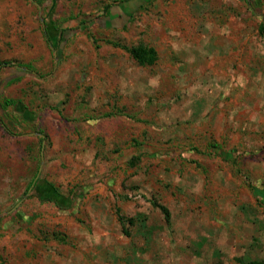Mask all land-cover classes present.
I'll use <instances>...</instances> for the list:
<instances>
[{
	"label": "rangeland",
	"instance_id": "1",
	"mask_svg": "<svg viewBox=\"0 0 264 264\" xmlns=\"http://www.w3.org/2000/svg\"><path fill=\"white\" fill-rule=\"evenodd\" d=\"M0 264H264V0H0Z\"/></svg>",
	"mask_w": 264,
	"mask_h": 264
},
{
	"label": "trees",
	"instance_id": "2",
	"mask_svg": "<svg viewBox=\"0 0 264 264\" xmlns=\"http://www.w3.org/2000/svg\"><path fill=\"white\" fill-rule=\"evenodd\" d=\"M130 53L141 66L152 65L155 62V55L152 50L138 47L131 49Z\"/></svg>",
	"mask_w": 264,
	"mask_h": 264
},
{
	"label": "water",
	"instance_id": "3",
	"mask_svg": "<svg viewBox=\"0 0 264 264\" xmlns=\"http://www.w3.org/2000/svg\"><path fill=\"white\" fill-rule=\"evenodd\" d=\"M20 204H21V202H19V203L16 205V207H18Z\"/></svg>",
	"mask_w": 264,
	"mask_h": 264
},
{
	"label": "crops",
	"instance_id": "4",
	"mask_svg": "<svg viewBox=\"0 0 264 264\" xmlns=\"http://www.w3.org/2000/svg\"><path fill=\"white\" fill-rule=\"evenodd\" d=\"M234 74H235V73L233 72V76H235ZM221 75H222V74H221ZM243 110H245V109H243ZM33 186H34V185H33Z\"/></svg>",
	"mask_w": 264,
	"mask_h": 264
}]
</instances>
